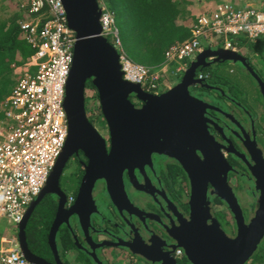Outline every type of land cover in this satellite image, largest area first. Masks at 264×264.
Wrapping results in <instances>:
<instances>
[{
  "label": "flooded vegetation",
  "instance_id": "obj_1",
  "mask_svg": "<svg viewBox=\"0 0 264 264\" xmlns=\"http://www.w3.org/2000/svg\"><path fill=\"white\" fill-rule=\"evenodd\" d=\"M246 59L254 70L251 61ZM213 60H206L209 66L202 71L207 72V75L211 69L220 70L231 64H215ZM233 70L229 69V72ZM241 71L254 82L245 92L244 100L233 96V90L237 88L230 85L226 71H221V80L210 75L207 79L196 78L205 89L189 88L192 97L209 106L204 113L207 137L198 144L201 150H196L193 155L195 149L192 151L189 146L172 148V153L184 161L189 174L176 159L152 153L149 160L142 158L133 172L135 188L129 185L126 171L123 173L128 202H122L118 208L111 204L104 182L97 181L91 193L96 212L90 216V227L83 221L84 227L88 228L86 237L76 217L68 214L77 197L83 169L87 164L81 152L73 155L59 180V189L66 195L64 207L59 211L55 196L44 197L40 204L45 200L43 206L49 207L46 222L40 221L39 224L36 219L39 204L29 219L31 221L33 218L32 225L27 227V224L25 228V243L31 256L45 264L55 263L49 242L54 226L55 250L62 264H116L119 262L118 257L124 259V264H161L159 261L162 264H191L184 251L176 247V241L181 236V229L190 222L192 205L196 209L199 201L202 202L199 206L203 214L206 211L209 215L206 224L210 226L214 222L229 238H234L237 233L235 215L222 194L228 192L229 197L236 202L244 223L248 225L257 209L260 194L264 193V95L258 80L242 66ZM255 75L264 82L260 75ZM92 94L96 96L94 91ZM130 100L135 101L133 104L137 108L142 106L133 98ZM102 137L109 149L108 130ZM70 164L73 169L66 178L65 169ZM71 184L75 186V193L70 191L67 194ZM196 190L203 192V198L201 195L198 198ZM70 198L72 202H69ZM77 210L83 214L85 207L79 204ZM98 213H109L111 221L107 224L100 222ZM107 232L114 235L113 239L104 235ZM10 237L15 239L19 248L18 227L13 229ZM102 243L110 246L99 247ZM115 244H130L132 250L141 256L131 254L128 249L116 247ZM178 250L180 254L175 256ZM114 254L120 256L115 258Z\"/></svg>",
  "mask_w": 264,
  "mask_h": 264
},
{
  "label": "water",
  "instance_id": "obj_2",
  "mask_svg": "<svg viewBox=\"0 0 264 264\" xmlns=\"http://www.w3.org/2000/svg\"><path fill=\"white\" fill-rule=\"evenodd\" d=\"M60 1L66 12L68 27L76 37L63 102L68 136L59 158L50 170L45 186L28 206L18 226L19 248L28 264H45L33 258L27 250L25 228L28 221L46 196H55L58 199L59 211L62 210L66 203V195L59 189V180L69 159L78 152L83 154L87 164L83 169L84 175L77 197L68 214L76 217L85 237L88 228L84 227L83 221L90 227V216L96 212L91 193L97 181L104 182L111 204L118 208L122 202H128L123 173L126 171L129 185L135 188L136 179L133 172L141 159L149 160L152 153L176 159L189 174L184 161L179 155L172 153V148L189 146L192 151L195 149L194 155L196 150H201L198 144L207 137L204 113L209 106L192 97L189 88L202 86V82L196 79V73L199 67L209 66L206 63L208 58H213L215 64L240 63L258 80L264 95V83L259 81L246 59L235 51L223 48L215 50L209 48L200 53L189 64L178 83L165 92L158 95L147 93L139 85L123 81L116 49L100 35L101 12L98 0ZM86 82H90L95 89L98 106L108 130L109 149L106 148L103 137L87 118ZM131 98L142 103V106L137 108L131 102ZM196 192L198 198L200 195L203 198V192L200 190ZM222 198L235 215L236 236L229 238L214 222L208 226L206 218L209 215L206 211L203 214L199 206L202 202L197 203L196 209L193 204L190 222L181 229V236L176 241V247L184 251L191 264H245L264 238V193L261 192L257 209L248 225L244 223L236 202L229 197L227 191H224ZM79 204L85 207L83 214L77 210ZM97 216L102 223L107 224L111 221L109 213H98ZM55 233L53 226L49 242L54 253V264H62L57 259ZM104 235L110 239L114 236L110 232ZM115 245L136 254L130 244ZM109 246L102 243L99 247ZM159 262L162 264V261Z\"/></svg>",
  "mask_w": 264,
  "mask_h": 264
},
{
  "label": "built area",
  "instance_id": "obj_3",
  "mask_svg": "<svg viewBox=\"0 0 264 264\" xmlns=\"http://www.w3.org/2000/svg\"><path fill=\"white\" fill-rule=\"evenodd\" d=\"M26 3L27 16L19 29L33 50L28 66L33 72H26L3 100L0 122V221L6 219L14 227L40 194L64 148L68 136L65 82L76 42L60 0ZM99 8L100 35L116 49L123 81L153 95L170 88L165 79L179 78L188 68L184 64L193 62L216 40L222 41L221 48L236 52L233 40L264 37V4L261 9L214 5L196 17L191 38L170 46L163 63L152 70L127 59L113 14L103 3ZM179 254L178 250L175 256ZM0 264H28L13 237L0 236Z\"/></svg>",
  "mask_w": 264,
  "mask_h": 264
},
{
  "label": "trees",
  "instance_id": "obj_4",
  "mask_svg": "<svg viewBox=\"0 0 264 264\" xmlns=\"http://www.w3.org/2000/svg\"><path fill=\"white\" fill-rule=\"evenodd\" d=\"M207 1H215L216 5L226 3V0ZM235 1L237 0H229V4L233 8H248L242 7L241 4L234 5ZM7 2L10 4L9 8L5 6ZM98 3H104L113 14L115 22L117 20L122 50L127 59L149 69H156L163 63L164 53L170 46L191 38L190 29L196 18L191 26L186 24L185 20H182L185 14L183 15L179 0H98ZM26 11L27 7L16 3L15 0H0V121L3 119L1 109L3 100L18 82L12 80V64L23 66L33 54V50L27 44L25 35L19 29V23L26 19ZM179 21H182V23ZM232 45L239 48L240 51H237V53L245 59L247 56L240 54L241 51L264 61V37L255 41L233 40ZM184 65L188 67L189 63ZM26 69H28L26 72H33L29 67ZM204 69L206 68L199 67L197 69L196 78L200 75L203 77L202 79L214 76V79L221 80V74L217 73L218 68L216 70L211 69L210 76L206 74L207 72L202 71ZM251 69L253 70L252 67ZM253 72L260 75L264 81L262 72L256 68ZM86 83V89L89 88L90 92H95L90 82ZM193 87L205 89L201 85ZM69 187V190L75 193V186L71 184ZM31 221H29L27 227H29ZM245 264H264V238Z\"/></svg>",
  "mask_w": 264,
  "mask_h": 264
},
{
  "label": "rangeland",
  "instance_id": "obj_5",
  "mask_svg": "<svg viewBox=\"0 0 264 264\" xmlns=\"http://www.w3.org/2000/svg\"><path fill=\"white\" fill-rule=\"evenodd\" d=\"M26 1L27 0H15L16 3L22 4L23 6H25ZM179 1L181 2V8L183 11V15L185 14L183 16L182 20L183 21L185 20L186 24L192 23L197 16L209 12L210 10H212L214 8V5H216L215 1L211 2V1H207V0H179ZM225 2L229 3V0H226ZM233 4L234 5H240L241 4L242 7L246 6V7L258 8V6L259 7L263 6L264 0H237ZM5 6H6V8H9L10 4L7 2V3H5ZM179 22L181 23L182 21H179ZM117 26H118V23L116 20V27ZM221 47H222V41L216 40L215 43L213 44V47H211V48L217 49V48H221ZM236 50L240 51L238 47H236ZM240 54L247 56V58H249L251 63L254 65V67L257 68L260 72H262L263 77H264V61H263V59H259L258 57L255 58L253 55L247 54L246 52L244 53L243 51H241ZM28 66H30L29 61H27L23 66H16L13 63L12 64V71H11V76L13 77V78L11 77L12 80L14 82H17L20 79H22L24 74L28 70V69H26V68H28ZM229 69H234V70H233V72H229ZM220 70L226 71V74L230 78V82H229L230 85H233L235 88H237L236 91L233 90V93H234L233 96L236 95L237 99L244 100L245 96H246L245 92H248V89H249L248 87L254 83L251 80L250 76L249 75H247V76L243 75V73L241 71V65L239 63L234 64V65H232V63H231L227 67L220 68ZM220 70L217 71L218 74H221ZM182 76H183V74L180 75L179 78H175V79L167 78L165 80H166V83H168L169 87L171 88L178 83L179 79ZM221 83H223V82H221ZM170 88L163 89V90L166 91ZM238 90H239V93H238ZM226 92L229 93L227 90H226ZM97 101H98L97 97L94 96L93 94H91V92L89 91V88L86 89V91H85V111H86L87 118H88L89 122L93 125V127L97 130V132L101 136H105L107 128H106V124L102 118L100 108L98 107ZM132 102H135V101H132ZM69 166L70 167L68 169H65V175H66L65 177L66 178L69 177L70 171H72V169H73L72 164H70ZM62 185H63V183H62ZM68 193H70L69 189L67 190V194ZM44 204H45V200L36 209L35 215H36V219H38L39 224L41 222L45 223L48 216H49L48 215L49 207H48V205L43 206ZM30 225H32V223ZM15 228L16 227H14L12 224H10L8 222V220H6V219L1 220L0 221V236L9 237L11 235L13 229H15ZM35 236H36V234H35ZM37 239L40 241V238H37ZM34 247H35V245H34ZM114 255H115V258L120 256L119 254H114ZM118 258H119V262L117 261L116 264H124V259H121L120 257H118Z\"/></svg>",
  "mask_w": 264,
  "mask_h": 264
},
{
  "label": "crops",
  "instance_id": "obj_6",
  "mask_svg": "<svg viewBox=\"0 0 264 264\" xmlns=\"http://www.w3.org/2000/svg\"><path fill=\"white\" fill-rule=\"evenodd\" d=\"M26 4H27V3H26ZM26 4H25V6H26ZM245 7H246V6H244V8H245ZM248 8H252V7H248ZM255 8H256V7H255ZM261 8H262V6H260V7L258 6V8H256V9H261ZM201 15H202V14H201ZM181 23H182V22H181ZM191 24H192V23H189V26H191ZM2 120H3V119H2ZM2 120H1V121H2ZM1 121H0V122H1Z\"/></svg>",
  "mask_w": 264,
  "mask_h": 264
}]
</instances>
